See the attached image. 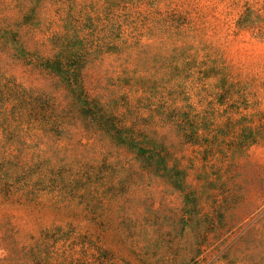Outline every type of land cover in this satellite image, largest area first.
<instances>
[{"label": "rangeland", "instance_id": "374dc122", "mask_svg": "<svg viewBox=\"0 0 264 264\" xmlns=\"http://www.w3.org/2000/svg\"><path fill=\"white\" fill-rule=\"evenodd\" d=\"M264 0H0V264H264Z\"/></svg>", "mask_w": 264, "mask_h": 264}, {"label": "crops", "instance_id": "0c3cea01", "mask_svg": "<svg viewBox=\"0 0 264 264\" xmlns=\"http://www.w3.org/2000/svg\"><path fill=\"white\" fill-rule=\"evenodd\" d=\"M259 52L261 54L257 55L255 54L256 56H261V66L259 68H262L264 66V46L263 47H259Z\"/></svg>", "mask_w": 264, "mask_h": 264}]
</instances>
